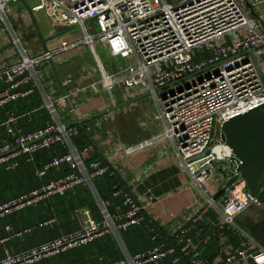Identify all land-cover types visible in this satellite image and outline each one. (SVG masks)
Returning <instances> with one entry per match:
<instances>
[{
	"label": "built area",
	"instance_id": "1",
	"mask_svg": "<svg viewBox=\"0 0 264 264\" xmlns=\"http://www.w3.org/2000/svg\"><path fill=\"white\" fill-rule=\"evenodd\" d=\"M245 2L255 7L261 0H188L177 4L166 0H37L31 11L43 12L52 33L79 27L82 38L72 42L62 39L55 49L29 54L22 38L7 24L9 12L20 1L0 0V22L11 31L9 49L17 59L14 64L0 62V110L37 93L40 106L33 111L43 109L47 114L39 128L24 133L19 127L21 116L5 113L0 124V168L12 171L21 160L31 163L34 154L54 146H60L63 151L38 171V177L49 178L47 181L0 204V220L77 188H87L95 195L94 181L114 175L109 163L84 162L87 149L80 151L73 143L78 127L68 125L56 107L65 106L64 98L60 92L55 98L48 92V83L56 84L49 60L79 47L91 49L96 41L109 57L132 62L101 82L129 94L151 95L159 109L156 120L163 123L159 134L124 147V154L157 143L170 144L179 167L203 200L206 199L184 223L167 231L171 241L163 240L160 229L148 227L151 246L131 254L120 234L133 227H143L152 203L136 198L122 184L115 183L111 196L120 200L116 213L108 212V203L97 202L100 221L85 212L76 230L27 251L5 252L0 264H32L105 235L113 238L121 255L107 264H264V249L256 244L254 250V243L244 233L237 248L226 250L222 259L212 262L202 257L195 244L199 240L206 245L211 235L234 230V220L251 208H264V203L247 190L243 179L235 181L213 201L225 182L238 174L229 161L230 149L219 139L222 124L264 104V87L248 55L253 51L256 60L262 57L264 34L257 29ZM196 50L203 51L205 58L195 60ZM215 67H218L216 72L206 73ZM200 73L203 75L199 79H191ZM91 89L97 93L94 86ZM66 95L69 100L67 92ZM87 130L90 132L92 128ZM216 135L218 140L211 145ZM221 163L226 165L222 167ZM214 176L220 179V187L209 185ZM210 211L216 215L215 224L206 234L201 222ZM55 221L53 218L40 226ZM4 231L7 236L1 242L19 238L30 229L14 232L6 224Z\"/></svg>",
	"mask_w": 264,
	"mask_h": 264
},
{
	"label": "crops",
	"instance_id": "2",
	"mask_svg": "<svg viewBox=\"0 0 264 264\" xmlns=\"http://www.w3.org/2000/svg\"><path fill=\"white\" fill-rule=\"evenodd\" d=\"M166 1L171 4H177L188 0ZM252 9L254 13L257 14L258 19L253 18L251 14L250 16L260 33L264 34V0H261L260 4L252 7ZM33 16L41 33L36 13H33ZM7 24L11 26L16 35L22 38L24 44H29L30 49L33 51L27 49L29 52L34 54H40L43 52L38 38L33 40L26 38L34 28L25 9L19 11L18 8H16V5L13 6L12 11L9 12L7 16ZM25 27L27 28L26 31H24ZM10 37L11 31L6 29V26L0 22V62L9 61L10 63L8 64H14L17 59L15 60L13 55L14 51L9 49ZM63 40H65V38H63ZM45 46L48 50H51L56 48L58 44L55 46L51 40H46ZM257 61L262 75L264 76V48L262 57ZM46 71L47 69L44 70L46 80H49L47 77L49 73ZM88 76L94 77L93 74ZM64 89L69 95V102L77 120H84L90 116L102 114L108 110L107 108H104L103 105L94 110L91 109L93 108L90 105L93 99L92 97L96 95L88 87L76 89L64 85ZM48 92L52 96H57V93L59 94V89L57 85H53L49 82ZM146 96L147 95L139 92L131 94H126L125 92L124 96L122 95V98L118 99L119 104L129 101L132 102L123 108L105 114L114 124V130L110 133H105L102 130L90 131L89 144L85 149H87L89 155L97 154L106 163H109L114 170L115 175L119 178V182L124 188L129 190L133 196L138 199L150 200L152 204L150 210L147 211V217L143 228L145 230H147L148 227L160 229L162 231L163 240L171 241L168 237L167 231L169 232L172 227L184 223L188 216L192 215L196 209L203 205L204 200L198 190L191 184L186 172L179 167L175 152L170 144L157 143L155 145L147 146L133 154H124V147L138 144L148 139L150 136L159 134L163 130V123L156 120V114L150 109V107L147 111L142 110L143 115L139 113L138 107H141V103L142 101L144 102ZM62 107V110L67 109L66 105ZM133 114L138 115V117H132ZM130 121H133L132 127L134 129L128 126L127 123ZM66 123L68 125L72 124L71 116H69L68 122L66 121ZM92 123L93 122L91 121L87 125L91 127L90 125ZM136 179H139V181H136ZM210 185L212 187H220L221 181L217 176H214ZM94 191L95 195L91 191L90 195L95 200L96 204L97 202H103L96 189ZM71 194L77 195L76 191ZM116 207L113 209L112 213L117 212ZM85 212L90 214L85 208L74 212L73 216L76 219L78 226L80 225L81 218L84 216ZM215 218L216 215L212 211L204 216L201 225L206 234H208L214 226ZM148 223L152 226H149ZM234 226V230H224L211 235L209 242L206 245L200 244L199 240L195 241L198 251L206 261L212 262L222 259L226 250L238 247L239 243L242 241L241 233L244 232L237 225L234 224ZM246 233L244 234L254 243L252 247L254 250L256 244L264 249V247L256 242L248 232ZM251 241L250 243L252 244ZM124 246L128 251L125 244ZM147 248H144V250Z\"/></svg>",
	"mask_w": 264,
	"mask_h": 264
},
{
	"label": "trees",
	"instance_id": "3",
	"mask_svg": "<svg viewBox=\"0 0 264 264\" xmlns=\"http://www.w3.org/2000/svg\"><path fill=\"white\" fill-rule=\"evenodd\" d=\"M39 106L40 99L37 93L30 96L27 100L9 104L3 110H0V124L5 119V113L8 111L21 116L19 127L24 133L39 128L47 119L45 110L33 111ZM100 117L102 116L100 115L97 118ZM97 118H93L78 127V136L73 143L80 151L84 150L89 144L90 135L87 130L89 127L87 124ZM62 153L60 146H54L51 150H41L34 154L31 163L21 160L19 166L12 171H5L0 168V204L25 194L47 181L49 178L38 177V171L44 167L51 157ZM83 160L85 163L99 161L106 164L97 154L89 155V153H85ZM260 182L264 186V177L260 179ZM115 183H120L115 173L113 176H104L96 179L93 183L101 201L108 203V212L110 213L113 212L116 206L120 205V200L111 196V188ZM75 191L77 195H73L71 192L63 196H56L52 200L43 202L36 207L13 214L5 220H0V259L4 257L6 251L11 253L27 251L42 242L76 230L78 224L73 215L77 210L85 208L90 212L93 219L100 221L102 218L99 214L98 205L90 195V191L87 188H77L73 192ZM53 218L56 219L55 223L40 226V224ZM6 224H9L14 232L28 229L30 231L23 233L19 238L1 242L7 236L4 231ZM148 224L152 226L150 223ZM237 226L242 229L241 226ZM254 231L255 228L252 229V232ZM120 238L131 254L151 246L149 235L143 227L130 228L128 231L121 233ZM120 256L119 249L113 238L105 235L85 246L68 250L54 257L42 258L32 264H107L117 260Z\"/></svg>",
	"mask_w": 264,
	"mask_h": 264
},
{
	"label": "rangeland",
	"instance_id": "4",
	"mask_svg": "<svg viewBox=\"0 0 264 264\" xmlns=\"http://www.w3.org/2000/svg\"><path fill=\"white\" fill-rule=\"evenodd\" d=\"M25 2L31 8L36 5L37 0H25ZM15 5L19 11L24 9L21 3L14 4L13 6ZM36 17L38 18L39 26L41 28V33H42L41 36L46 40H51L52 43L55 44V46L59 44L60 40H62L63 38H65L67 42L78 41L82 38L81 28L79 27H71L68 28L67 30L61 29L62 30L61 32L59 30L56 31L55 33H52L49 19L43 14V12L36 13ZM86 26L89 27V23H87ZM26 30L27 28L25 27L24 31ZM26 38L29 40H33L35 38L37 39L34 30H32V32H30L29 36H27ZM24 45L26 49H30L29 44L25 43ZM29 54H33V53L29 52ZM193 57L195 60H201L205 58V54L203 53V51L196 50ZM53 63L60 80L64 82L65 85L74 87L76 89L83 87H88L91 89L92 86H94L97 89V93H95L96 96L92 97L93 99L90 103V105L93 107L91 109L94 110L95 108L99 106L101 107L102 105L104 106V108L109 109L119 104L118 99H121L122 98L121 96L122 95L124 96L125 92L118 88H108L106 87V85H104V83L101 82V80L111 73L114 72L117 73L119 70L127 68L128 66L131 65L132 62L131 59H115L109 57L106 49L100 46L99 43L96 41L94 43L93 48L91 49L85 47H79L70 52L62 53L54 56ZM217 70L218 67H215L210 71H207L206 73L216 72ZM86 72L90 73L91 75L92 73H94L93 74L94 77L84 75L83 73ZM202 75L203 73L197 74L193 76L191 79L193 81H196ZM50 77L52 78V75H50ZM55 97L56 96L53 95V98ZM56 107L58 108L60 114H62L64 120L68 121L70 116L68 110L67 109H66L67 111L64 109L62 110L63 108L62 105L59 106L58 104L56 105ZM149 107L156 114V116L159 115L158 106L151 95L146 96L144 102L142 101L141 103V107H138V111L141 115H143L142 110L147 111ZM132 117L136 118L138 117V115L133 114ZM92 122L93 123L90 125L92 131L102 130L105 133L107 132L110 133L112 132V130H114L113 129L114 124L108 119V117H100ZM132 122L133 121H130L127 124L132 129H134L132 127L133 126ZM217 140H218V135L214 136L211 145L215 144ZM219 165L224 167L226 164L221 163ZM204 200L206 201V199ZM234 224L241 226L244 233L248 232L249 235L256 242H258L261 246L264 247V208L250 209L244 215L236 218L234 220ZM253 228H255L254 232H252Z\"/></svg>",
	"mask_w": 264,
	"mask_h": 264
},
{
	"label": "water",
	"instance_id": "5",
	"mask_svg": "<svg viewBox=\"0 0 264 264\" xmlns=\"http://www.w3.org/2000/svg\"><path fill=\"white\" fill-rule=\"evenodd\" d=\"M19 1L30 17L43 51L47 52L45 46L46 40L41 36L31 8L25 0ZM245 4L251 16L258 19L252 6L248 2H245ZM248 55L253 61L264 87V76L262 75L258 61L253 55V51L248 52ZM49 66L59 92L64 98L66 108L70 113L72 120L71 125L73 126L80 127L83 123L90 121L93 118L123 108L132 102H124L109 108L102 114L90 116L84 120H77L52 60H49ZM219 139L230 149L231 156L229 161L235 165L238 174H235L225 182L224 186L213 197V201H217L226 189L230 188L235 181L243 179L250 194L256 197L260 202L264 203V186L260 182V179L264 177V104L222 124L219 130Z\"/></svg>",
	"mask_w": 264,
	"mask_h": 264
},
{
	"label": "bare ground",
	"instance_id": "6",
	"mask_svg": "<svg viewBox=\"0 0 264 264\" xmlns=\"http://www.w3.org/2000/svg\"><path fill=\"white\" fill-rule=\"evenodd\" d=\"M218 153H219V154H222V150H218Z\"/></svg>",
	"mask_w": 264,
	"mask_h": 264
}]
</instances>
